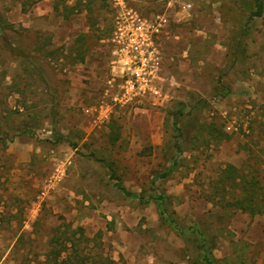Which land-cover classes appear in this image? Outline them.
<instances>
[{"label":"rangeland","instance_id":"obj_1","mask_svg":"<svg viewBox=\"0 0 264 264\" xmlns=\"http://www.w3.org/2000/svg\"><path fill=\"white\" fill-rule=\"evenodd\" d=\"M255 10L0 0V264H203L201 237L216 264H264ZM227 166L257 183L255 209L221 201L244 197L217 184Z\"/></svg>","mask_w":264,"mask_h":264},{"label":"trees","instance_id":"obj_2","mask_svg":"<svg viewBox=\"0 0 264 264\" xmlns=\"http://www.w3.org/2000/svg\"><path fill=\"white\" fill-rule=\"evenodd\" d=\"M83 1V0H81ZM255 3V8L256 10L253 13L254 17H262L264 15V4L262 0H254ZM183 116V113L181 111H178L175 114V118H176V127L178 126V119ZM177 130L179 132L180 128L177 127ZM179 137H181V134L179 135ZM179 150V148H178ZM113 176H114V172L112 171ZM166 176V175H164ZM114 178V177H113ZM218 185H221L222 189L226 188V186L228 185H233L232 187H236V188H242L241 192L242 194H244V197H240L234 199V201H228L225 196L222 197L223 200H221L223 203H225L228 206H232L235 207L237 209H244L245 207L249 208V209H255V202L257 201V196H255L256 194L254 193L255 191V187L257 186V183L255 181L249 180L247 178V176H245L244 174H240V172L238 171L237 168H235L234 166H227L220 174L218 182ZM120 190L123 192V194L128 197V198H132V199H137L140 202H143V197L130 193L128 192L123 186L120 188ZM158 199V209H159V215L160 218L168 225L172 226L175 230L179 231V229L177 228V225L174 221L169 220L167 217L166 212L163 210L162 204H163V197H159ZM156 199V200H157ZM227 200V201H226ZM262 200V199H261ZM251 212H257L260 214H264V211H251ZM180 233H182L183 231L180 230ZM201 248H202V254H201V260L203 264H216L215 262V258L212 255V252H210V250H208L207 248V242L205 240V238L201 237ZM57 256H61V252L57 253Z\"/></svg>","mask_w":264,"mask_h":264},{"label":"built area","instance_id":"obj_3","mask_svg":"<svg viewBox=\"0 0 264 264\" xmlns=\"http://www.w3.org/2000/svg\"><path fill=\"white\" fill-rule=\"evenodd\" d=\"M117 1V0H116ZM189 7V6H188ZM187 8V6L186 5H184L183 6V9H186ZM141 53L143 54H149L150 53V49H149V47H147L146 49L145 48H142L141 49Z\"/></svg>","mask_w":264,"mask_h":264}]
</instances>
